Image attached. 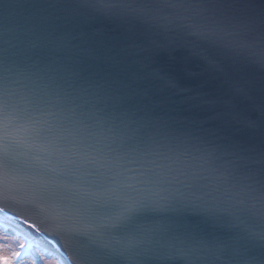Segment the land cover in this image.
<instances>
[{"label":"snow or ice","instance_id":"obj_1","mask_svg":"<svg viewBox=\"0 0 264 264\" xmlns=\"http://www.w3.org/2000/svg\"><path fill=\"white\" fill-rule=\"evenodd\" d=\"M0 226L48 244L2 264H264V0H0Z\"/></svg>","mask_w":264,"mask_h":264},{"label":"water","instance_id":"obj_2","mask_svg":"<svg viewBox=\"0 0 264 264\" xmlns=\"http://www.w3.org/2000/svg\"><path fill=\"white\" fill-rule=\"evenodd\" d=\"M163 66L166 70L173 71L184 77L189 84H208L211 82V71L201 65L199 62H193L188 65L177 66L172 62H164ZM194 73L193 76H188V73ZM51 238V237H50Z\"/></svg>","mask_w":264,"mask_h":264},{"label":"rangeland","instance_id":"obj_3","mask_svg":"<svg viewBox=\"0 0 264 264\" xmlns=\"http://www.w3.org/2000/svg\"><path fill=\"white\" fill-rule=\"evenodd\" d=\"M19 232H21V233H27L26 230H22V231H19ZM7 237H8V239L12 240L16 244L15 247L12 248V253H14L16 251H20V250H18L19 244H21V243H24V244L29 243V244H32L33 245L32 248H30V251L33 254L35 253L36 255H39L40 252H41L40 249H39V246H41V247L44 248L45 247L44 245H47L45 241L40 240V239H37L33 235H29L27 238H25L24 235H21V236H13V235H11V232L10 231H7ZM36 239H37V241H35ZM0 250L3 251L2 249H0ZM12 253L11 254H8L7 252L3 251L2 254H4V255H2V256L3 257H12ZM24 257H26L25 258V264H32V259L30 258L32 256H30L28 254H25Z\"/></svg>","mask_w":264,"mask_h":264},{"label":"bare ground","instance_id":"obj_4","mask_svg":"<svg viewBox=\"0 0 264 264\" xmlns=\"http://www.w3.org/2000/svg\"><path fill=\"white\" fill-rule=\"evenodd\" d=\"M21 228L23 230H26L28 233L30 232V230L27 229V227L25 225H22L21 224V225L18 226V230H22ZM31 235H33L37 239H41V240L45 241L44 238L41 237L39 234H36V233L32 232ZM6 237H7V232L4 230V228L2 226H0V249H2L3 251L7 252L8 254H11L12 253V248H13L14 245H13L12 242H10V240H9V244L10 245H8V242H7V238ZM37 239L35 241H37ZM44 246L46 247V246H48V244L47 245H44ZM39 249L41 251V250H43V247L39 246ZM18 250H20V249L18 248ZM3 251L0 250V257H3L2 256V255H4V254H2ZM25 258L26 257H23V259L19 260L18 261V264H25ZM31 259H32V257H31ZM0 264H2V261H0Z\"/></svg>","mask_w":264,"mask_h":264}]
</instances>
